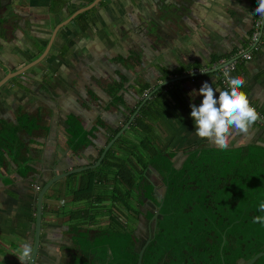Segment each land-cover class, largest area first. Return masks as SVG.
Returning <instances> with one entry per match:
<instances>
[{
    "label": "crops",
    "instance_id": "crops-1",
    "mask_svg": "<svg viewBox=\"0 0 264 264\" xmlns=\"http://www.w3.org/2000/svg\"><path fill=\"white\" fill-rule=\"evenodd\" d=\"M3 1L0 79L41 56L55 26L71 14L69 7L52 10L50 0ZM142 1L143 9L136 0H113L109 6L103 0L91 10L96 17L85 29L76 25L78 32L76 23L68 21L37 64L0 86V140H9L0 142V264H20L15 255L18 248L25 242L32 245L36 194L43 184L54 173L94 163L135 111L119 137L139 140L142 134L134 125L145 103L156 115L154 120L146 119L152 124L155 145L176 154V168L196 147L217 148L195 135L190 104L199 106L203 97L193 93L196 96L191 98L189 93L198 92L204 82L223 90L215 64L251 49L258 0ZM120 19L123 22L118 25L127 23L128 28L142 31L132 41L119 36V44L127 43L124 48H107L105 37L111 28H106V21ZM259 40L261 45L250 52L249 60L237 59L230 76L245 79L241 91L264 114V30ZM74 51L81 53L79 63ZM81 65L88 66L87 70L79 69ZM193 68L207 70L188 73ZM54 77H64L65 85L57 84ZM91 78L98 80L95 88L86 82ZM148 94L151 96L142 103ZM61 105L69 109L62 117L56 110ZM74 124L90 135L86 147L78 148V136L68 132ZM116 140L110 147L115 151ZM250 145L264 148L263 126L255 124L247 136L234 133L228 148ZM147 169L151 171L143 175L144 184H152L156 195L163 189L162 179L152 166ZM77 188L78 177L63 178L44 194L34 264H77L82 254L78 250H83L85 242L79 235L88 233L87 239L93 243L100 228L110 226L111 217L120 219L111 182L98 183L87 200H74ZM140 199L145 200L143 206L154 208L143 193ZM77 212L92 218L87 223L73 219ZM142 213L139 216L145 218L147 213ZM125 223L131 225L129 220ZM75 241L76 246L70 248Z\"/></svg>",
    "mask_w": 264,
    "mask_h": 264
},
{
    "label": "trees",
    "instance_id": "trees-1",
    "mask_svg": "<svg viewBox=\"0 0 264 264\" xmlns=\"http://www.w3.org/2000/svg\"><path fill=\"white\" fill-rule=\"evenodd\" d=\"M79 1L87 5L93 0ZM51 9L57 8L54 5ZM76 20L81 21L82 29L86 28L83 15ZM153 110L145 103L135 120L134 126L142 134L137 142L141 150L132 146L131 140L119 137L117 150L110 148L97 168L66 177H78V188L73 192L75 201L90 199L98 183L111 182L114 203L119 207L120 219L111 217L110 228L99 230V237L92 243L95 249L105 248L103 261L89 248L88 252L78 250L82 253L77 257L79 264H137L140 239L125 222L127 211L138 213L132 201L138 202L141 193L144 199L151 197L155 207L159 206L154 235L143 242L144 245L149 240L141 264H242L264 252V225L253 223L255 216H264L259 211L264 202V148L200 146L190 150L183 164L176 168V154L155 145L152 124L146 122L148 118L156 119ZM72 127L68 132L78 136V148L86 147L90 135L76 124ZM146 165L152 166L162 179L163 189L156 195L146 193L143 173L138 169ZM109 169L112 172H107ZM155 211L154 208L146 216L152 217ZM91 218L81 217L78 212L73 216L85 223ZM116 237L124 240L118 259L111 248ZM253 264H264V256Z\"/></svg>",
    "mask_w": 264,
    "mask_h": 264
},
{
    "label": "clouds",
    "instance_id": "clouds-1",
    "mask_svg": "<svg viewBox=\"0 0 264 264\" xmlns=\"http://www.w3.org/2000/svg\"><path fill=\"white\" fill-rule=\"evenodd\" d=\"M254 14L264 16V0H258ZM224 76L228 82L227 90L214 89L208 82H204L198 92L193 90L189 93L191 98L196 95L203 97L199 106L190 104L195 135L221 149L230 146L234 133L250 135L253 126L260 119V113L251 105L248 95L241 91L246 83L245 79L232 77L229 72H225ZM216 93H219L218 97ZM259 211L264 212V202L260 203ZM253 223L264 225V216H255ZM33 253L32 245L25 242L20 245L15 255L20 264H30Z\"/></svg>",
    "mask_w": 264,
    "mask_h": 264
},
{
    "label": "rangeland",
    "instance_id": "rangeland-1",
    "mask_svg": "<svg viewBox=\"0 0 264 264\" xmlns=\"http://www.w3.org/2000/svg\"><path fill=\"white\" fill-rule=\"evenodd\" d=\"M136 1H137L138 5L141 7V9H143V3H144V1H142V0H136ZM108 2H110L111 5H113L111 3V2H113V0H106L107 6H109ZM73 12H71V14ZM157 12H158V10H157ZM104 13L107 15V18L109 19V17H108L109 12L106 11ZM140 15L141 14H139V16H138V21H139V26H142L141 23H142V20H143V16H140ZM103 16H104V14H103ZM103 16L101 15L100 18L103 19ZM84 17H85L86 24H87V22L89 23V21L92 20V17L94 18L96 16L93 14V12L91 10H88L86 12V14H85ZM85 20H84V22H85ZM114 21L115 22H112V23H110L111 21H106L107 24H105V26L107 25L106 26L107 29L111 28V30L109 29L110 31L107 34V36L105 37L106 40L108 41L106 43V47L107 48H110L111 46H114L115 47V46H118V45H121V48H124L127 43L126 42L125 43L123 42L122 44H119L118 43V40L120 39V38L118 39L119 36H122V37L123 36H127L128 37V40H131L132 41L133 40V36L136 35L138 37L139 36V33L142 31V29L140 27H133V28L132 27H129L128 28L127 23H122V24L118 25L119 22H123V21H121V19L119 21L118 20H114ZM74 26H76V24H74ZM78 26H80V25H78ZM78 26H76V27H77V31L79 32L80 30H79V27ZM106 47H104V48H106ZM74 53L76 54L77 60H78L77 62L79 63V61H81V58H80L81 53H78V51H74ZM74 53H73V55H74ZM75 66H76V64H73V67L72 68H74ZM82 66L83 65H81L80 66L81 68H79V69H81L82 71H86L87 68H88V66H86V67H82ZM72 68H70V69H72ZM68 70H69V68H66L65 71L67 72ZM64 77H60V78L54 77L55 80H56V82H57V84L61 85L62 87H63V85H65V82H64L65 79H64ZM86 82L88 84H92L94 86V88H95L96 87V83L98 82V80L97 79L95 80L94 78H91V79H89V81H87V79H86ZM72 85L75 87V82ZM92 92H93V94L95 93L94 90ZM79 96L83 98L82 95H79ZM66 97H69V96L67 95ZM58 99L60 100L59 102H61L63 100L60 95L58 96ZM56 110H57V115L58 116H61V117L65 114V112L69 111V109L68 108L66 109L65 106H63V105L57 107ZM5 141H7V140H4V142H3V140H0V142L3 143V144L5 143ZM137 142H138V139H136L135 142L132 141V146L136 147L137 150H141V148L139 147V145L137 144ZM145 160H147V157L145 158ZM142 168L143 167H141V166L138 167V169L143 173V175L144 174L145 175H149V172L151 170L149 171V169H147L148 166L146 165L145 168H143V169ZM137 174H138V172H137ZM146 186H147L146 187V189H147L146 190V193L149 194V193H153L154 192V186L152 184H151V187H149V184H147ZM140 196H141V194H140ZM140 196L138 197V202L132 201L133 208L136 209L139 214H142V211H145L147 214L152 213L153 210H154V208L153 209H150L149 207L143 206L144 203H145V200L140 199ZM145 199L147 201L150 200L149 198H145ZM152 207H153V205H152ZM138 213L136 211H133V210H130V211H127L126 212V214H127V217L126 218L129 220V222L131 223V225L133 226V228H136L137 226H140L141 225L140 226L141 227V230H134L138 234V237L140 239V242L137 245V250H139L141 248V246L143 245V242L146 241V239L151 235V232H152V222L150 221V218L151 217L145 216V218L148 219V220H146L142 216H139ZM121 220L123 221V218H121ZM103 227L105 228V230H107V229L110 228L108 226H103ZM100 229L102 230V228H100ZM85 236H87V234ZM85 236H83L81 234V237H80L81 239L85 238L84 239L85 242L82 243V248H83L84 251L85 250L87 251V249L90 248L92 250V253H93V251H95V248H93L92 242L90 240H88L87 237H85ZM76 239L77 238H75V240ZM73 245L74 246H69V247L70 248L75 247L76 246V241L73 242ZM122 246H124V240L123 239L120 240L118 237H116L115 240L111 243V248H112V251H113V254H114L115 259H118L120 257L119 252L121 253V256H122ZM103 250H105V248L103 246L98 247V249L96 250V252L98 253L96 255L101 256L100 258L102 259V261H103V258H104V254H106L105 252H103ZM76 262H77V264H79L80 261L78 262L76 260ZM105 264H107V263H105ZM108 264H120V263H119V261H117L115 263H108Z\"/></svg>",
    "mask_w": 264,
    "mask_h": 264
},
{
    "label": "water",
    "instance_id": "water-1",
    "mask_svg": "<svg viewBox=\"0 0 264 264\" xmlns=\"http://www.w3.org/2000/svg\"><path fill=\"white\" fill-rule=\"evenodd\" d=\"M100 1H102V0H93L89 5L81 8V9H79L77 11H75L66 20H64L63 22H61L57 26H55V28L53 29V32H52V34H51V36L49 38V41L47 42V45H46L45 49L43 50L41 56H39L36 60L26 64L23 67H21L20 69L16 70L15 72H9L8 74H6V76H4L2 79H0V86L2 84H4L7 80H9L11 78H14V77H16L18 75L23 74L26 70L30 69L35 64H37L47 54V52H48V50L50 48V45H51V43H52V41H53L58 29L61 26H63L64 24H66L68 21H71L79 13H82L84 11H88V10L92 9ZM166 83L167 82H165L164 84H166ZM150 96H151V94H148L147 96H145L143 101H142V103H144ZM136 112L137 111H135V113L133 115H131V118L128 120V122L126 124H124V126L115 134V136H113V138H111L109 140V142L103 148L102 152L99 154V156L97 157V159H96V161L94 163L92 162V163H90L88 165L77 166V167H74V168L69 169L67 171H63V172H60V173H54L53 176L51 178H49L43 184V186L37 191L36 204H35V221H34V231H33V243H32V247L34 249V253H33V257H32V260H31L30 264H34L35 263V259H36L37 252H38V246H39V241H40L42 201H43V196L46 193V191L56 181H59V180H61L63 178H66L67 176H69L71 174H75V173H78V172H81V171L87 170V169L97 168L100 165V163L102 162L103 158L105 157L107 150L112 146L114 141L121 135V133L128 127L131 119L135 116ZM149 202L151 203L150 200H149ZM152 205L156 209V211L152 215V217L150 218V221L152 222L151 236L154 235V230H155V226H156V220H157L158 212H159V206L155 207L154 204H152ZM148 242H149V240H147V242L139 249L137 264H141L143 251H144V249H145V247H146ZM262 256H264V252H259V253L255 254L250 260H248L246 262H243L242 264H253V263L256 262V260L258 258H260Z\"/></svg>",
    "mask_w": 264,
    "mask_h": 264
},
{
    "label": "built area",
    "instance_id": "built-area-1",
    "mask_svg": "<svg viewBox=\"0 0 264 264\" xmlns=\"http://www.w3.org/2000/svg\"><path fill=\"white\" fill-rule=\"evenodd\" d=\"M263 30H264V16L256 15L254 31L252 32L251 39H250L251 49L249 51L241 50L233 56L234 58L221 59V60H218V62L215 64V66L219 67L217 71L218 72L217 76H218L219 84L223 88V90L228 89V82L225 79L224 73L225 72H229V74L232 73V71L236 68V63H237L238 58H241L243 60H249L251 58L250 52L252 50L257 49L261 45V42L259 39L261 37ZM205 70H207V68H193L188 73L198 74ZM145 94H146V91L144 92V95ZM251 105L255 107L256 110L260 113V119L256 122V125L264 127V114L253 103H251ZM36 190H37V187H36Z\"/></svg>",
    "mask_w": 264,
    "mask_h": 264
},
{
    "label": "flooded vegetation",
    "instance_id": "flooded-vegetation-1",
    "mask_svg": "<svg viewBox=\"0 0 264 264\" xmlns=\"http://www.w3.org/2000/svg\"><path fill=\"white\" fill-rule=\"evenodd\" d=\"M103 1V0H102ZM50 2H51V4H50V6H51V8H52V6H56L57 8H61V9H63V8H65V7H67V9H68V7H69V9H71L70 11L71 12H73L74 10L75 11H77V10H79V9H81V8H83V7H85V6H87V5H89V4H83L82 2H80L79 0H50ZM3 3H4V1L2 0V1H0V11L2 12L3 11V8L1 7V5L3 6ZM73 3V4H72ZM97 4H99V3H97ZM97 4L95 5V6H97ZM73 6V7H72ZM94 6V7H95ZM70 7H72V8H70ZM93 7V8H94ZM92 8V9H93ZM68 9V10H69ZM92 9H90V10H92ZM74 11V12H75ZM73 12V13H74ZM86 12L87 11H84V12H82V13H79L78 15H83V17L85 16V14H86ZM71 15V14H70ZM78 15H76L73 19H72V21H74L75 23H76V25H81L82 23H81V21L80 20H76V17L78 16ZM84 20H85V17H84ZM85 23H86V20H85ZM47 45V44H46ZM46 47V46H45ZM151 201V200H150ZM147 203V202H146ZM146 207H149V206H147V205H145ZM141 226V225H140ZM140 226H138L137 227V229L136 230H141V227ZM136 235L138 236V234L136 233Z\"/></svg>",
    "mask_w": 264,
    "mask_h": 264
}]
</instances>
